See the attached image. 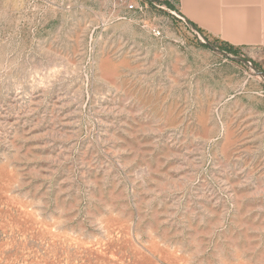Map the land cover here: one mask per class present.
Segmentation results:
<instances>
[{"label":"rangeland","instance_id":"374dc122","mask_svg":"<svg viewBox=\"0 0 264 264\" xmlns=\"http://www.w3.org/2000/svg\"><path fill=\"white\" fill-rule=\"evenodd\" d=\"M166 2L0 0V264H264V54Z\"/></svg>","mask_w":264,"mask_h":264},{"label":"crops","instance_id":"0c3cea01","mask_svg":"<svg viewBox=\"0 0 264 264\" xmlns=\"http://www.w3.org/2000/svg\"><path fill=\"white\" fill-rule=\"evenodd\" d=\"M174 3L175 10L209 39L247 49L253 55L264 54V0H174Z\"/></svg>","mask_w":264,"mask_h":264},{"label":"built area","instance_id":"2783aa9c","mask_svg":"<svg viewBox=\"0 0 264 264\" xmlns=\"http://www.w3.org/2000/svg\"><path fill=\"white\" fill-rule=\"evenodd\" d=\"M126 8L129 11L132 10H142L144 6H147L148 3L153 2L152 0H124ZM175 12V11H174ZM175 14L182 20L186 21L183 16L179 14V12H175ZM187 22V21H186ZM155 34H159V31H155Z\"/></svg>","mask_w":264,"mask_h":264}]
</instances>
